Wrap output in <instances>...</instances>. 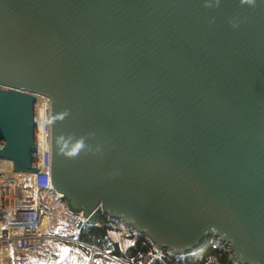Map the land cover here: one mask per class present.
Segmentation results:
<instances>
[{"label":"water","instance_id":"1","mask_svg":"<svg viewBox=\"0 0 264 264\" xmlns=\"http://www.w3.org/2000/svg\"><path fill=\"white\" fill-rule=\"evenodd\" d=\"M156 249L264 264V0H0V159ZM70 252L65 246L63 260Z\"/></svg>","mask_w":264,"mask_h":264},{"label":"built area","instance_id":"2","mask_svg":"<svg viewBox=\"0 0 264 264\" xmlns=\"http://www.w3.org/2000/svg\"><path fill=\"white\" fill-rule=\"evenodd\" d=\"M41 96V99L36 96L35 103L36 117L41 112V119L36 118L39 172H15L11 161H8L7 170L0 168V264H28L30 255L35 252L57 258L65 246L82 255L88 264H101L95 260L96 254L124 264L122 258L113 257L78 239V234L88 225L87 218L71 212L52 186L50 101ZM98 224L99 219L94 225ZM117 224L121 236L126 237L131 232L136 235L130 227ZM45 244H51L55 249L52 252L43 250ZM162 251L151 244L152 255L159 257Z\"/></svg>","mask_w":264,"mask_h":264},{"label":"trees","instance_id":"3","mask_svg":"<svg viewBox=\"0 0 264 264\" xmlns=\"http://www.w3.org/2000/svg\"><path fill=\"white\" fill-rule=\"evenodd\" d=\"M118 224L105 216L99 218L98 225H87L78 234V239L108 252L113 257L127 260V264H236L228 250L218 244H211L197 256L178 257L168 251H162L160 258L150 253L151 244L142 235H128L133 241L121 252L119 243L109 233L118 232ZM152 256V258H151Z\"/></svg>","mask_w":264,"mask_h":264},{"label":"crops","instance_id":"4","mask_svg":"<svg viewBox=\"0 0 264 264\" xmlns=\"http://www.w3.org/2000/svg\"><path fill=\"white\" fill-rule=\"evenodd\" d=\"M112 233H113V232H110V233H109L110 237H111L113 240H115V241H117V242L119 243V246H120V250H121V252H124L125 249L127 248V245H128L129 242L126 243L127 239H126L125 237L121 236L118 232H114L116 235L118 234L116 237H114V235H113ZM122 238H125L126 240H125V239L123 240ZM44 246H45V248H44L43 250H46V251H48V252H52V251L55 249L54 246H52L51 244H46V245H44ZM94 246H95V245H94ZM96 247H97V246H96ZM100 250L103 251L102 249H100ZM104 252H106V251H104ZM36 253H37V252H36ZM36 253L32 254V257H33ZM73 253H76V252H74V251H70V252L65 256V258H63V260H61V261L59 260V257H57V258H49L47 255H42V254H40V255H39L40 257H37L36 259H38V260H42L41 257H45V258L49 259L50 261H58L60 264L63 263V262L69 263V262L71 261V259H72ZM77 254H78V253H77ZM80 258L82 259V261L86 262V260H85L83 257L80 256ZM95 260H96L97 262L101 263V264H117V263L114 262V260H112L111 258H108V257H106V256H104V255H101V254H96V255H95ZM86 264H88V263L86 262Z\"/></svg>","mask_w":264,"mask_h":264},{"label":"rangeland","instance_id":"5","mask_svg":"<svg viewBox=\"0 0 264 264\" xmlns=\"http://www.w3.org/2000/svg\"><path fill=\"white\" fill-rule=\"evenodd\" d=\"M114 235V237H116L117 235L115 233H112ZM130 235V234H129ZM127 239L126 243L127 242H132L133 240L132 239H129L128 236L125 237ZM125 238H122L123 240ZM125 239V240H126ZM128 243V244H129ZM46 245V244H45ZM45 248V246L43 247V249ZM86 251V250H85ZM36 253V252H35ZM34 254V253H33ZM42 254V255H45L43 254L42 252H37L33 257H32V254L30 255L29 257V262L28 264H60L58 261H50L49 259L45 258V257H41L42 260H38L36 259L37 257H40L39 255ZM80 256L82 257V255L80 254H77V253H73V256H72V259L69 263H66V262H63L61 264H86V262L82 261V259L80 258ZM154 256V255H153ZM161 256H159L158 258H160ZM152 258V256H151ZM123 259V258H122ZM124 260V264H127L126 262H128L127 260L123 259Z\"/></svg>","mask_w":264,"mask_h":264},{"label":"bare ground","instance_id":"6","mask_svg":"<svg viewBox=\"0 0 264 264\" xmlns=\"http://www.w3.org/2000/svg\"><path fill=\"white\" fill-rule=\"evenodd\" d=\"M37 97H38V99H41V95H37ZM40 117V119H41V112H38V117H36V118H39ZM10 162V160H8V159H0V168L2 169V170H7L8 168V166H7V164ZM13 169V168H12Z\"/></svg>","mask_w":264,"mask_h":264}]
</instances>
